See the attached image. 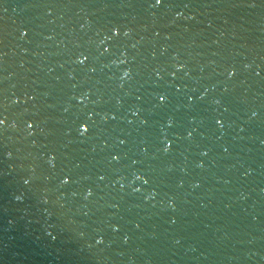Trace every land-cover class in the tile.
Returning <instances> with one entry per match:
<instances>
[{"label": "water", "instance_id": "obj_1", "mask_svg": "<svg viewBox=\"0 0 264 264\" xmlns=\"http://www.w3.org/2000/svg\"><path fill=\"white\" fill-rule=\"evenodd\" d=\"M0 264H264V0H0Z\"/></svg>", "mask_w": 264, "mask_h": 264}]
</instances>
